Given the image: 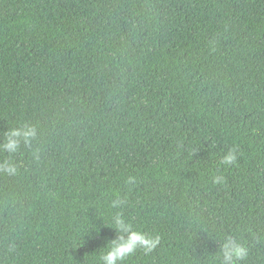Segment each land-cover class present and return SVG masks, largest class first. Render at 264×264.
<instances>
[{
	"label": "trees",
	"instance_id": "16d2710c",
	"mask_svg": "<svg viewBox=\"0 0 264 264\" xmlns=\"http://www.w3.org/2000/svg\"><path fill=\"white\" fill-rule=\"evenodd\" d=\"M24 124L0 264H104L117 214L159 237L123 264H264V0H0V144Z\"/></svg>",
	"mask_w": 264,
	"mask_h": 264
},
{
	"label": "clouds",
	"instance_id": "9594fccd",
	"mask_svg": "<svg viewBox=\"0 0 264 264\" xmlns=\"http://www.w3.org/2000/svg\"><path fill=\"white\" fill-rule=\"evenodd\" d=\"M4 143L0 144V152L16 153L21 146H31L34 139L37 138L38 130L35 126L24 124L19 127L11 128L4 133ZM38 158V157H37ZM237 160L236 149L229 150L223 158V164L231 165ZM18 172L16 165L5 159L0 161V174L14 176ZM135 178L130 177L131 183ZM222 176L213 178L214 183H221ZM120 200L113 201V207L119 206ZM119 235L108 245L106 254L102 256L104 264H123L126 259L135 254L138 250H143L145 254L153 251L159 244L158 236H151L141 231H133L132 226L125 222L121 214L114 217V223L110 225ZM248 249L233 239L228 237L222 248L223 264H237L238 261L247 257Z\"/></svg>",
	"mask_w": 264,
	"mask_h": 264
}]
</instances>
